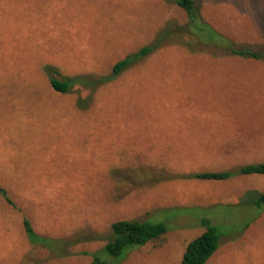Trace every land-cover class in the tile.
<instances>
[{
	"label": "rangeland",
	"instance_id": "rangeland-1",
	"mask_svg": "<svg viewBox=\"0 0 264 264\" xmlns=\"http://www.w3.org/2000/svg\"><path fill=\"white\" fill-rule=\"evenodd\" d=\"M195 1L236 48L264 47V0ZM166 23L186 17L164 0H0V186L15 206L0 198V264H89L120 220L167 232L110 264H180L202 220L224 235L207 264H264V210L241 206L264 176L184 178L264 162V62L183 33L94 91L49 85L110 76ZM23 219L63 246L29 243Z\"/></svg>",
	"mask_w": 264,
	"mask_h": 264
},
{
	"label": "trees",
	"instance_id": "trees-1",
	"mask_svg": "<svg viewBox=\"0 0 264 264\" xmlns=\"http://www.w3.org/2000/svg\"><path fill=\"white\" fill-rule=\"evenodd\" d=\"M164 1L176 4L184 12L186 23L183 26L176 28L172 23H166L149 44L118 60L112 66V74L110 76L94 78L92 76L79 75L56 79L48 75L47 79L52 90L60 94H67L79 86L94 91L113 80L117 75L138 61L152 55L155 51L165 46L169 40L180 42L183 33L194 40V47L197 44H207L219 48L222 52L232 56L264 62V47L259 51L236 48L229 39L219 34L211 25L203 21L195 0ZM46 69L48 70L49 68ZM79 107L85 108V102H81ZM236 176H264V162L242 164L230 170L195 172L184 176V178L220 182ZM0 198L6 204L15 208L8 196L7 190L2 186H0ZM241 203V206L253 208L259 214L264 210V192H247L241 199ZM22 224L29 243L47 247V249L51 250L54 249L53 246L55 245H57V248L63 246L62 241L51 240L35 233L28 219H23ZM201 225L205 228L204 232L186 245L180 264H207L210 258L217 252L220 239L224 235L220 232L217 225H213L208 220H202ZM243 227L240 229V232H242ZM166 232L167 227L163 222H150V220L115 221L110 225V236L107 237V242L99 251L93 254L89 264H110L107 261L108 258L120 260L128 252L142 247L153 240H158ZM58 254L59 256H65L69 255V252L65 250L64 253L59 252Z\"/></svg>",
	"mask_w": 264,
	"mask_h": 264
}]
</instances>
